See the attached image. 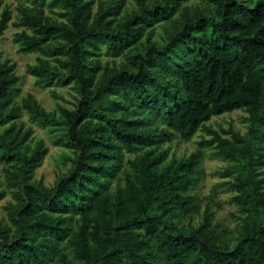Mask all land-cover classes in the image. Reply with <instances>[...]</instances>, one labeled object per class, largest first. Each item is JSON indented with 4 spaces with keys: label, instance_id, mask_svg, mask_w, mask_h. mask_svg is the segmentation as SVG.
<instances>
[{
    "label": "trees",
    "instance_id": "16d2710c",
    "mask_svg": "<svg viewBox=\"0 0 264 264\" xmlns=\"http://www.w3.org/2000/svg\"><path fill=\"white\" fill-rule=\"evenodd\" d=\"M137 1L123 21L116 19L123 0H99L96 8L94 0H53L63 20L40 9L15 23L31 29L15 33L20 52L60 56L56 65L38 58L29 67L36 84L73 83L78 99L59 115L30 94L17 105L14 65L0 61V161L16 188L14 227L0 222V264H49L55 255L61 264H264V0H203L211 10L183 15L163 44L150 42L151 30L145 42L138 40L187 0ZM10 20L5 7L0 36ZM100 44L113 55L128 49V61L96 79L101 67L90 55ZM21 109L60 127L74 149L71 167L51 187L29 183L46 149L24 145L30 128L16 125ZM238 109L247 112L244 134L230 127L223 137L209 129L212 137L204 141L232 162L221 174L233 176L226 183L242 214L235 244L219 238L209 208L197 226L174 221L193 209L186 192L197 180V152L161 166L162 155L146 151L129 160L134 173L125 175L124 186L109 192L123 150L174 133L188 140L212 116ZM64 238L74 259L60 253Z\"/></svg>",
    "mask_w": 264,
    "mask_h": 264
},
{
    "label": "rangeland",
    "instance_id": "374dc122",
    "mask_svg": "<svg viewBox=\"0 0 264 264\" xmlns=\"http://www.w3.org/2000/svg\"><path fill=\"white\" fill-rule=\"evenodd\" d=\"M94 1L93 7L96 8L99 0ZM146 1L150 4L157 0ZM5 7L11 12V20L3 35L0 36V61L8 59L10 63H13L14 73L18 76L14 103L21 105L22 100L30 94L46 111H53L56 115L60 114L61 107L68 109L75 107L78 93L73 83L67 85L54 83L50 87H40L36 84V77L29 69L30 66L37 63L38 58L48 59L52 65H56L58 63L57 59L60 56L43 51L22 53L19 51L18 45L13 41L16 32L21 30L31 32L30 28L15 24L24 13L36 12L41 9L45 17L61 21L64 19L61 15L63 12L61 6L53 2V0H0V13ZM137 9V0H123L122 7L116 18L117 21H123ZM210 10L211 4L207 1L187 0L182 3L180 9L172 18L158 21L152 26L147 27L138 42H145L146 34L151 30L150 42L163 44L167 40L168 33L180 23L183 15H194L200 11ZM54 42L52 41L51 43L54 44ZM134 45L136 44L132 46ZM127 50H123L118 55H113L103 44H100L97 49L93 50L90 58L97 59L101 67L96 73V79L100 78L106 70L119 69L127 64ZM16 125L22 131L30 128V133L24 145H27L29 149H33L38 145L46 149L40 159V163L32 171L29 183L51 187L60 175L66 173L71 167L75 157L74 149L61 138L60 127L43 124L31 119L25 109H21ZM158 127H163V124L158 123ZM230 127L240 134H244L248 127L247 112L243 109H238L212 116L188 140H184L177 133H174L167 141L145 145L132 152L123 150L119 168L110 180L109 192L112 193L117 188L124 186L125 175L127 173L133 175L134 173L129 160L144 154L146 151H151L154 155L161 154V166L174 159L178 160L188 156L192 152H197L200 160L196 173L197 180L186 192L193 196L191 204L193 209L191 212L174 219V221L179 227L197 226L202 221L205 209L209 208L212 213L211 224L215 226L219 238L229 245L235 244L241 229L242 214L238 205L232 200L235 194L234 190L230 189L226 183L233 180V176L221 174L232 162L216 156L214 154L215 147L204 143L206 139L212 137L209 129L218 131L223 137H229L222 130ZM2 128L0 127V131ZM6 166L4 162L0 161V190L4 192L3 197L0 198V222L13 228L14 226L10 219V208L16 203L14 196L16 188L6 177L4 172ZM261 170L264 171V166L261 167ZM76 217L74 216L71 221L74 229H76ZM67 238L59 241V250L68 259H74V252L72 246L67 242ZM49 264H61L59 256L55 255Z\"/></svg>",
    "mask_w": 264,
    "mask_h": 264
}]
</instances>
